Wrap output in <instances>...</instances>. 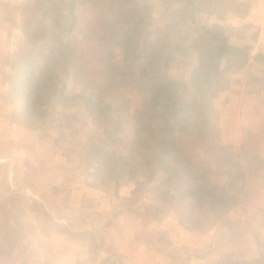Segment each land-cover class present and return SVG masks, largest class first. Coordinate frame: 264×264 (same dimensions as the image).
Listing matches in <instances>:
<instances>
[{
	"label": "trees",
	"instance_id": "1",
	"mask_svg": "<svg viewBox=\"0 0 264 264\" xmlns=\"http://www.w3.org/2000/svg\"><path fill=\"white\" fill-rule=\"evenodd\" d=\"M173 1L174 12L190 10L193 17L194 0ZM160 19L164 12L154 21L147 0H0V21L20 34L14 50L0 55L6 99L12 122L32 128L58 117L69 129L88 116L93 130L85 146L95 188L132 181L123 201L150 194L152 209L139 215L146 222L173 213L187 230L209 231L237 207L248 177L264 166L260 137L250 129L243 128L237 155L219 141V93L211 77L225 73L223 58L245 63L248 52L229 45L222 32L195 26L198 66L185 89L169 74L167 61L180 48ZM254 60L264 65L263 54ZM144 91L148 102L132 108V94ZM12 197L0 201V211ZM11 210L0 224V264H16L15 248H25L15 233L20 221L14 212L7 218Z\"/></svg>",
	"mask_w": 264,
	"mask_h": 264
},
{
	"label": "rangeland",
	"instance_id": "2",
	"mask_svg": "<svg viewBox=\"0 0 264 264\" xmlns=\"http://www.w3.org/2000/svg\"><path fill=\"white\" fill-rule=\"evenodd\" d=\"M194 1L198 6L189 17L190 10L174 12L173 0H147L154 21L164 12L159 24L172 27L180 48L167 61L169 74L189 89L198 66L195 26L222 32L229 45L245 49V63L225 57V73L211 77L219 93V141L237 155L242 130L250 129L260 137L264 164V65L254 60L264 55V0ZM19 36L0 21V55L11 53ZM3 63L0 58V201L13 197L0 211V224L3 212L15 207V233L25 245L15 248L16 264H264V166L248 177L237 207L209 231L187 230L173 213L146 222L139 215L152 209L150 194L139 193L133 204L123 201L132 195V181L95 188L85 146L93 130L88 116L69 129L58 117L39 128L12 122ZM149 98L146 91L134 93L131 107ZM204 149L198 146L199 156Z\"/></svg>",
	"mask_w": 264,
	"mask_h": 264
}]
</instances>
